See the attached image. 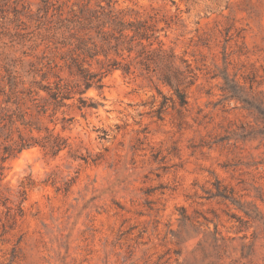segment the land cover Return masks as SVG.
Returning a JSON list of instances; mask_svg holds the SVG:
<instances>
[{"label":"rangeland","instance_id":"obj_1","mask_svg":"<svg viewBox=\"0 0 264 264\" xmlns=\"http://www.w3.org/2000/svg\"><path fill=\"white\" fill-rule=\"evenodd\" d=\"M108 2L156 18L187 103L137 65L52 122L31 87L79 83L54 26ZM46 128L58 155L13 149ZM0 264H264V0H0Z\"/></svg>","mask_w":264,"mask_h":264},{"label":"trees","instance_id":"obj_2","mask_svg":"<svg viewBox=\"0 0 264 264\" xmlns=\"http://www.w3.org/2000/svg\"><path fill=\"white\" fill-rule=\"evenodd\" d=\"M124 11L115 8L112 2L107 5L98 4L95 8L81 7L78 11L72 10L67 18H59L54 26V31L63 40V46H69L70 52H74L66 60V68L70 74L76 76L79 83L64 81L62 78L55 87L50 85H38L47 93V102L40 104L38 91H34V85L28 92L31 102L39 108L38 112L47 114L50 107L53 113L50 115L52 122L59 109L70 108L69 100L77 96L78 108H98L100 103L93 99L88 100L83 94L90 88L99 91L104 89L103 79L110 73L120 70L125 75L134 73L137 65L146 70H152L158 74L162 83L169 86L178 97L181 105L187 103L186 94L182 86L186 84L187 78L192 71L189 65L183 68L176 64V56L172 50L164 47L161 39L158 21L155 17L142 19L139 17L126 18ZM100 56L104 59L101 60ZM187 62L184 60L183 64ZM96 65L95 69L93 66ZM17 86L14 85L13 88ZM13 90V89H12ZM15 92H13L14 94ZM9 97L6 102H10ZM20 98L16 96L15 102L20 104ZM165 102L163 103L164 106ZM27 112L20 107L8 117L9 122L14 124L21 121L24 126H33L26 120ZM7 119V118H6ZM63 122H67L64 118ZM67 125H63L66 129ZM38 131L42 129L36 127ZM46 134L42 138L34 136L26 137L19 130L18 140L14 142V150L18 153L25 148L39 145L47 153L56 156L69 146L68 141L55 129L46 128Z\"/></svg>","mask_w":264,"mask_h":264}]
</instances>
